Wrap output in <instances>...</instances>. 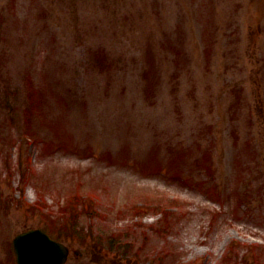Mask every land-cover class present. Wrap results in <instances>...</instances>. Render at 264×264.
I'll use <instances>...</instances> for the list:
<instances>
[{
  "label": "rangeland",
  "instance_id": "rangeland-1",
  "mask_svg": "<svg viewBox=\"0 0 264 264\" xmlns=\"http://www.w3.org/2000/svg\"><path fill=\"white\" fill-rule=\"evenodd\" d=\"M36 227L66 264H264V0H0V264Z\"/></svg>",
  "mask_w": 264,
  "mask_h": 264
},
{
  "label": "water",
  "instance_id": "water-1",
  "mask_svg": "<svg viewBox=\"0 0 264 264\" xmlns=\"http://www.w3.org/2000/svg\"><path fill=\"white\" fill-rule=\"evenodd\" d=\"M18 264H64L69 247L42 229H29L14 238Z\"/></svg>",
  "mask_w": 264,
  "mask_h": 264
}]
</instances>
